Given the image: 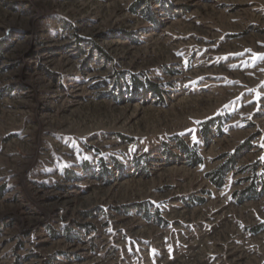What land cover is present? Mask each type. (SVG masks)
Listing matches in <instances>:
<instances>
[{"label": "rangeland", "instance_id": "1", "mask_svg": "<svg viewBox=\"0 0 264 264\" xmlns=\"http://www.w3.org/2000/svg\"><path fill=\"white\" fill-rule=\"evenodd\" d=\"M0 264H264V0H0Z\"/></svg>", "mask_w": 264, "mask_h": 264}, {"label": "trees", "instance_id": "2", "mask_svg": "<svg viewBox=\"0 0 264 264\" xmlns=\"http://www.w3.org/2000/svg\"><path fill=\"white\" fill-rule=\"evenodd\" d=\"M212 121H213V120H210L209 122L211 123ZM209 122H208V123H209ZM219 184H220V183H217V185H219Z\"/></svg>", "mask_w": 264, "mask_h": 264}]
</instances>
